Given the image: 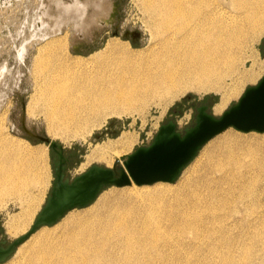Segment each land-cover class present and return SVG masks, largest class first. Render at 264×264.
Returning a JSON list of instances; mask_svg holds the SVG:
<instances>
[{
	"label": "bare ground",
	"instance_id": "bare-ground-1",
	"mask_svg": "<svg viewBox=\"0 0 264 264\" xmlns=\"http://www.w3.org/2000/svg\"><path fill=\"white\" fill-rule=\"evenodd\" d=\"M140 1L155 46L134 52L109 41L84 58L67 52L66 37L48 40L32 58L36 84L26 107L29 115L41 104L50 129L84 135L109 115L135 113L156 98L169 103L188 90L220 91L245 43L264 33V0ZM85 7L74 11L78 32L90 35L91 25L97 18L105 21L109 12L103 9L101 15L97 10L89 17ZM37 30L39 43L59 33L62 25L42 24ZM95 154L104 157V147L97 146ZM23 155L0 141V195L25 196L27 188L40 181L33 162ZM208 158L202 179H189L190 189L176 193L169 212L163 209L167 202L155 194L104 205L96 221L80 222V229L67 232L62 241L39 244L19 263L111 264L114 257L107 261L104 255H110L112 246L123 251L119 264L264 263L259 257L264 250V209L250 199L256 179L264 175V138L228 137ZM30 198L7 222L11 235L24 234L31 222ZM107 242L111 244L106 250Z\"/></svg>",
	"mask_w": 264,
	"mask_h": 264
},
{
	"label": "rangeland",
	"instance_id": "rangeland-1",
	"mask_svg": "<svg viewBox=\"0 0 264 264\" xmlns=\"http://www.w3.org/2000/svg\"><path fill=\"white\" fill-rule=\"evenodd\" d=\"M76 1L80 5H86L85 11L89 17L98 10L89 7L92 0ZM60 3L62 4L60 5ZM73 3L74 0H0V141L3 140L10 148L21 150L26 159L33 162L35 173L38 172L40 175V181L27 188L24 192L25 196L0 195V226L3 229L0 232V240H7V243L22 234L16 236L8 233L7 222L13 215L19 214L22 205L27 203L26 198L31 197L29 203L32 220L25 232L29 230L46 202L54 180L49 144L35 138H28L22 127V119H25L26 126L31 132L61 143L64 146L65 154L77 152L76 157L72 158L67 166V176L74 177L94 164L109 167L115 164L123 165L126 155L140 146L149 145L160 126L170 120L175 121L178 130L183 132L185 128L195 124L196 107L202 103L208 104L209 111L214 115H221L224 110L238 100L247 87L255 85L264 75L263 33L255 41L245 43L233 72L224 75L220 91L195 92L188 90L169 103L166 101L167 99L156 98L135 113L109 115L102 125L84 135H80L81 131L72 133L67 130V133L65 130L50 129L51 123L46 118L41 104L35 106L31 115L26 111L30 97L35 91L36 81L31 72L38 47L54 37L63 36L67 39L66 50L71 56L87 58L103 49L109 41L134 52L155 46V41L151 40L150 30L147 27L148 15L140 0H115V3L106 9V13L109 12V15L106 14L108 15L107 19L103 21L97 18L96 24L91 25L90 35L87 34L88 32H78L77 20L79 16L74 11L76 8L73 7ZM69 7L72 9H70L71 11L67 10ZM61 19H63V23ZM55 22H61L62 30L59 33H56L55 36L51 35L39 43L35 41L41 34L37 28L39 29L42 24L47 25ZM93 26L95 29L92 28ZM251 54L253 56H250ZM217 105L221 106L219 112L215 110ZM232 136L250 141L258 137L264 138V133L242 132L234 128L225 130L201 148L196 158L186 166L175 182H156L148 185L132 183L122 187H106L88 207L73 209L56 224L40 227L12 256L0 264H20L39 244L51 243L55 239V241H62L67 232L80 229L78 226L80 222L96 219L104 205L115 206L119 201H134L148 194H155V196H159L158 199L167 202L168 205L163 209L165 212H169L176 193L181 194L183 189L185 191L190 189V183L187 184L188 180L199 181L202 179L200 177H203L207 170V166L203 162H207L209 153L223 145L226 138ZM97 146L104 147V157L95 154ZM93 153L94 156H92ZM256 180L254 196L253 199H250L254 200L253 202L258 204L260 209H264V175ZM240 207L244 208L242 205ZM193 214L198 218V214L195 212ZM203 216H207V213L203 212ZM164 224L166 225V222ZM110 244L107 242L106 250ZM109 253L110 255L115 253V256L106 254L104 255L105 259L107 258L108 261L109 257H114L115 262L113 261L111 264H119L123 251H118V248L114 249L112 246ZM259 257L264 258V250H261Z\"/></svg>",
	"mask_w": 264,
	"mask_h": 264
},
{
	"label": "water",
	"instance_id": "water-1",
	"mask_svg": "<svg viewBox=\"0 0 264 264\" xmlns=\"http://www.w3.org/2000/svg\"><path fill=\"white\" fill-rule=\"evenodd\" d=\"M196 111L194 125L181 132L173 120L162 124L153 141L126 155L123 165L115 164L109 167L94 164L74 177L67 176V166L71 162V156H76L77 152L66 155L61 143L31 132L25 119H22V127L28 138L49 144L54 180L50 194L31 228L9 243L7 240H0V263L12 256L40 227L56 224L73 209L88 207L106 187H122L132 183L148 185L156 182H175L186 166L196 158L201 148L225 130L234 128L242 132L264 133V75L255 85L247 87L238 100L221 115L211 113L209 105L204 103L197 106ZM138 154L165 157L169 159L170 164L158 171L134 175L128 161ZM2 231L0 226V232Z\"/></svg>",
	"mask_w": 264,
	"mask_h": 264
},
{
	"label": "snow or ice",
	"instance_id": "snow-or-ice-1",
	"mask_svg": "<svg viewBox=\"0 0 264 264\" xmlns=\"http://www.w3.org/2000/svg\"><path fill=\"white\" fill-rule=\"evenodd\" d=\"M114 3L115 0H98V2L97 0H92V2L89 3V7L101 10V15H103V9H107ZM73 7L80 8L82 5L74 0ZM169 164V159L165 157L146 154H138L131 157L128 161V166L134 175L142 172L158 171L167 167Z\"/></svg>",
	"mask_w": 264,
	"mask_h": 264
},
{
	"label": "flooded vegetation",
	"instance_id": "flooded-vegetation-1",
	"mask_svg": "<svg viewBox=\"0 0 264 264\" xmlns=\"http://www.w3.org/2000/svg\"><path fill=\"white\" fill-rule=\"evenodd\" d=\"M70 153H72V152H70ZM70 153H66V155H69ZM74 157H76V156H71V161H72V158H74Z\"/></svg>",
	"mask_w": 264,
	"mask_h": 264
}]
</instances>
